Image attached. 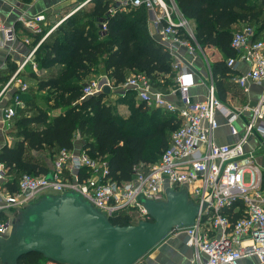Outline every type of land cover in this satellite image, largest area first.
<instances>
[{
    "label": "built area",
    "instance_id": "1",
    "mask_svg": "<svg viewBox=\"0 0 264 264\" xmlns=\"http://www.w3.org/2000/svg\"><path fill=\"white\" fill-rule=\"evenodd\" d=\"M137 7H144L151 14L152 23L160 28L162 43L171 58L174 83L166 94L154 89L145 74L135 73L121 86L132 90L146 106L175 116L180 125L171 133L168 145L155 162L145 169L139 164L133 169L132 178L123 181L114 180L107 163L100 158L90 157L83 149L75 153L63 149L57 154L49 179L45 175L24 174L17 190L9 192L3 187L7 170L0 164V215H3L0 233L8 225L4 212L23 208L48 192L62 194L75 190L109 219L124 213L138 222L150 220L139 198L163 200L166 189H185L199 207L198 213L192 226L173 232H182L185 244L194 250L190 264H240L242 259L250 257L264 263V166L256 160L257 150L264 148V88L255 105L231 107L218 99L209 69L206 94L202 100L194 101L190 94L196 83L191 59L198 46L190 20L180 13L173 0H112L107 14L112 16ZM42 20L44 16L20 19L34 34L41 32L38 23ZM101 28L106 29L105 23ZM0 34L3 41L13 39L1 21ZM43 39L19 70L32 58ZM230 46L250 66L247 72L232 77L234 83L243 92L248 91L249 83L264 85V40L253 39V29L244 26L232 34ZM236 60V57L228 58L226 66L233 70ZM12 84L16 85L12 105L4 107L1 115L7 130L11 128L15 108L23 105L19 93L28 88L14 74L2 86L0 95L10 91ZM100 90L98 81L82 88L84 97ZM170 96L177 99L171 101ZM222 126L236 141L215 142L214 134ZM251 138L257 141V148H247Z\"/></svg>",
    "mask_w": 264,
    "mask_h": 264
},
{
    "label": "trees",
    "instance_id": "2",
    "mask_svg": "<svg viewBox=\"0 0 264 264\" xmlns=\"http://www.w3.org/2000/svg\"><path fill=\"white\" fill-rule=\"evenodd\" d=\"M173 1L180 13L195 23L196 45L202 51L215 48L222 54V59L210 63L209 69L216 95L224 102L225 80L230 81L235 75L226 66L228 58L236 57L230 46L232 25L242 23L253 29V39L264 40V0ZM111 2L93 0V7L83 13L82 19L79 18L81 13L75 11L55 27L35 51L37 68L47 70L48 74L42 77L28 72L36 82L34 90L29 87L19 93L24 107L15 108L8 132L14 143L0 148V164L12 177L5 184L10 192L17 190L22 175L46 176L50 172L44 162L31 153L46 147L53 155L63 149L71 150L76 133L85 137L82 149L90 157L105 161L109 175L116 181L131 179L136 166L143 164L145 169L168 145L178 124L175 116H165L161 110L143 102L133 104L134 98L129 97H135L132 90H125L124 96L118 99L119 104L128 106V114L120 113L116 105L106 102L107 94L83 96L82 88L89 74L102 72L111 86H121L130 73H143L150 83L159 76H172L167 49L149 35L145 8L137 7L111 16L107 14ZM102 23L105 30L101 28ZM54 67L56 72L51 73L49 70ZM15 69L16 65L9 62L5 70H0V89ZM40 92L49 94L52 100L49 108L58 113H49L37 105L35 95ZM2 218L0 215V220ZM131 219L122 213L110 221L119 226L137 223ZM44 262L50 261L30 253L18 264Z\"/></svg>",
    "mask_w": 264,
    "mask_h": 264
},
{
    "label": "water",
    "instance_id": "3",
    "mask_svg": "<svg viewBox=\"0 0 264 264\" xmlns=\"http://www.w3.org/2000/svg\"><path fill=\"white\" fill-rule=\"evenodd\" d=\"M100 85L98 93L110 92L106 78ZM139 203L150 220L119 226L75 190L43 194L4 212L8 225L0 233V264H18L30 253L56 264H137L175 229L192 226L199 209L185 189H166L163 200Z\"/></svg>",
    "mask_w": 264,
    "mask_h": 264
},
{
    "label": "crops",
    "instance_id": "4",
    "mask_svg": "<svg viewBox=\"0 0 264 264\" xmlns=\"http://www.w3.org/2000/svg\"><path fill=\"white\" fill-rule=\"evenodd\" d=\"M74 3L75 0H0V21L3 26L6 27V29H9L11 31L13 35V39L10 40V38H8V41H3L2 35L0 34V70H5L9 62H12L16 65L15 72L9 77V79L14 74H16V78L22 81L23 83H26L29 88L30 86L28 84H30L31 81L34 84H36V82L34 79L29 77L28 72L33 71L38 76L42 75V77L48 74L47 70H39L34 61V54L38 47L35 49L32 58L27 62V64H25L22 69L19 70V68L22 62L26 60L28 54L36 47V44L41 40V38L44 37L43 40H45V38H47V36L50 34L51 31L55 29V27H57L60 23H62L65 19H67V17L72 14V11L77 10V8H74ZM36 16H44V20L38 23L41 30V32L38 34L32 33L31 30L26 28L20 21V19L22 18L24 20H28ZM190 24L192 26V29L194 30L195 23L190 20ZM238 25H242V23H235L234 25H232V28ZM147 29L150 37L153 40L160 43L164 42L159 32L160 28L152 23L151 14L148 13ZM207 50L209 51L207 54L208 56L202 54V61L200 59H197L196 56L191 59V68L194 70L196 83L193 87L190 88V94L194 101L202 100L206 94V87L209 85V64L222 59V54L217 49L207 48ZM236 58L237 60L233 68L235 76L247 72L250 67L248 62L240 59V54L236 53ZM31 62L34 63V67L32 66ZM49 71L51 73H55L56 67L52 68ZM130 75L131 73L128 74L127 77H129ZM173 77V75L159 76L161 81L160 84L162 86L160 85L158 87L153 88L164 93L166 92L167 94V92L170 91L174 83ZM229 79L230 81L225 80L227 86L225 89L224 102L234 108L241 107L243 105H255L260 94L263 91L264 85L262 83L258 84L252 82L248 84V91L243 92L240 87L234 83L232 78ZM98 82L100 83L101 81L99 80ZM15 89L16 85L12 84L10 87V91H6L2 95H0V148L3 147L5 144L12 146L14 143L13 138H11L8 134L10 129L7 130L5 128V125L1 122V115L2 109H4V107H6L7 105H12L11 97L13 94L12 92H14ZM109 95L112 96L111 91L107 94L106 97H108ZM169 99L171 101H175L177 97L170 96ZM22 107H24V104L22 105ZM120 109H122V112H119L122 114L129 113L127 112L125 105L123 104H120ZM162 112L165 116L173 115L164 111ZM84 140L85 137L82 136L80 133H76L74 135V147L72 149L74 153L77 152L79 149H82ZM214 140L217 144H230L236 141V138L229 136L227 134V129L222 126L216 130L214 134ZM247 148H257V141L254 138H251L249 140ZM56 157L57 154L55 153L52 158L43 159V162L45 166L49 169V171L52 169ZM256 160L259 165L264 166V148H260L257 150ZM10 179L11 178H6V182ZM6 182L4 183L3 187L7 191H9L7 186L5 185ZM185 241L186 237L182 232H173L162 242H160L155 248H153L137 264H190V261L193 259L194 256V250L188 247L185 244ZM240 264L264 263H260L256 258L250 257L242 259L240 261Z\"/></svg>",
    "mask_w": 264,
    "mask_h": 264
},
{
    "label": "rangeland",
    "instance_id": "5",
    "mask_svg": "<svg viewBox=\"0 0 264 264\" xmlns=\"http://www.w3.org/2000/svg\"><path fill=\"white\" fill-rule=\"evenodd\" d=\"M92 1L93 0H84V2H83V0H75V3H74V5H75V7L74 8H77V13L76 14H79V13H81L80 14V17L79 16H77V17H79L80 19H82V18H84V16H83V13H85V12H88V10H90L92 7H93V3H92ZM75 11H72V13H74ZM252 24V23H251ZM244 26L243 25H238V26H235V27H233L232 28V32L234 33L235 31H238V30H240V29H242ZM232 33V34H233ZM208 50H207V48H205V49H203V51L201 50V48L200 47H198L197 48V50H196V52H195V56L197 57V59H200L201 61H202V58H203V56H202V54H204V55H206V56H208L207 54H208ZM210 54V53H209ZM208 72H209V68H208ZM173 75V74H172ZM102 78H106L105 77V75H102V72H99L97 75H92V74H89L88 75V77L85 79V84H87V83H90V82H92V81H101L102 80ZM106 80H107V82L110 84V85H112V83L109 81V79L108 78H106ZM107 83V84H108ZM154 83L155 84H157V83H161V81L160 80H158V79H156L155 78V80H154ZM154 83H151V85L153 86V87H156V85H154ZM33 84V85H32ZM84 84V85H85ZM29 86H30V89H33L34 90V87H35V84L34 83H32V81H31V83L30 84H28ZM83 85V86H84ZM112 87V88H111ZM110 91L112 92V96L111 95H109L108 97H105V101L106 102H110V103H112L113 105H116V108H117V110L118 111H120V112H122L121 110L122 109H120V104H119V101H118V99L120 98V97H123L124 96V88H123V86H110ZM83 93V92H82ZM110 93V92H109ZM36 97H35V102L37 103V105L38 106H40V107H42V108H44V109H46V110H48V112L49 113H58V111H56V110H53V109H51V108H49V106H50V104H51V102H52V100H51V97L49 96V94H47V92H40V93H37L36 95H35ZM130 98H134V101H133V104H135V103H138L137 101V98L136 97H134L133 95L132 96H129ZM128 97V98H129ZM129 98V99H130ZM23 108V107H22ZM125 108H126V110H127V112H128V106H125ZM124 110V109H123ZM180 124L178 123L175 127L177 128L178 126H179ZM174 127V128H175ZM166 134H168V132H166ZM35 158H38L39 160H40V162H43V159H50V158H52L53 156V154H51V149H49V148H45V149H42L41 151H39V152H34V153H31ZM7 175H8V177L7 178H12L11 177V175H9L8 174V172H7ZM21 176V175H20ZM20 176H17V178L19 179V177ZM246 179V178H245ZM133 222H135V220H133V218L131 219Z\"/></svg>",
    "mask_w": 264,
    "mask_h": 264
}]
</instances>
